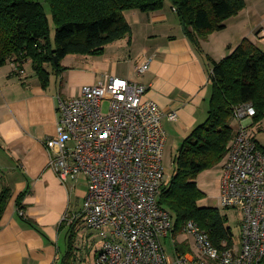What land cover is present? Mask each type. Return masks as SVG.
<instances>
[{
  "label": "crops",
  "instance_id": "crops-1",
  "mask_svg": "<svg viewBox=\"0 0 264 264\" xmlns=\"http://www.w3.org/2000/svg\"><path fill=\"white\" fill-rule=\"evenodd\" d=\"M165 5L150 12L126 11L131 29L128 36L108 43L100 55H81L70 63L67 60L76 56L67 55L62 61L65 69L60 74L52 73L46 87L40 84L30 61L18 74L10 62L0 67V172L11 171L0 180L1 188L11 190L0 215V264H95L102 247V239L90 233L81 219L72 222L75 226L70 242L73 224L63 221L69 209L68 212L77 213L80 205L74 203L73 197L83 201L86 181L80 178L77 183H62L48 166L45 141L55 133L59 120L58 97H77L83 85L106 83L108 77L114 76L144 84L146 97L153 99L162 111L177 112L176 121L163 118L167 139L169 125L176 124L184 136L206 121L211 65L186 37L175 9L171 5L167 9ZM243 10L226 19L224 28L200 40L203 54L219 61L243 38L251 39L264 50V11L259 22L251 21L245 26L247 18L242 16ZM233 24L234 35L229 30ZM120 58L129 62L140 60L134 64L135 70L145 59L151 61L145 73L135 75L132 69L117 70ZM246 123L257 143L264 147V119ZM230 125L235 133L238 123L234 118ZM208 170L196 179L198 188L205 193L204 200L198 202L201 206H208L207 199L212 194L202 176ZM214 195L220 201L219 188ZM240 219L239 213L238 235ZM162 244L168 250L167 257L171 260L180 257L181 264H217L200 253L194 237L188 233H172L162 239ZM239 247L234 243V249Z\"/></svg>",
  "mask_w": 264,
  "mask_h": 264
},
{
  "label": "built area",
  "instance_id": "built-area-1",
  "mask_svg": "<svg viewBox=\"0 0 264 264\" xmlns=\"http://www.w3.org/2000/svg\"><path fill=\"white\" fill-rule=\"evenodd\" d=\"M150 61L139 64L137 74ZM146 92L144 84L110 76L106 83L83 85L77 97L57 100L59 120L45 141L48 166L62 183L86 181L80 213L66 212L63 221L81 219L98 231L103 243L95 264L182 263L165 253L162 239L172 234L174 218L158 203L165 182L162 121H176L178 114L162 111ZM255 114L251 102L233 107L238 128L222 166L220 204L240 213V247L214 246L193 220L183 227L217 264L264 261V150L246 123Z\"/></svg>",
  "mask_w": 264,
  "mask_h": 264
},
{
  "label": "trees",
  "instance_id": "trees-1",
  "mask_svg": "<svg viewBox=\"0 0 264 264\" xmlns=\"http://www.w3.org/2000/svg\"><path fill=\"white\" fill-rule=\"evenodd\" d=\"M166 1L182 21L190 43L211 65V95L207 119L181 142L174 157V173L162 184L158 203L174 218L173 235L182 233L186 222L193 220L208 233L214 246L230 248L234 238L226 216L218 207L198 204L205 193L196 179L225 158L234 136L230 125L234 106L251 102L256 110L253 123L264 119V50L243 38L229 55L215 61L203 54L200 40L224 28L226 19L243 10L245 0H0V67L10 62L18 74L30 61L40 84L46 87L52 73L65 69L62 60L67 55H100L108 43L128 36L131 29L126 11H156ZM45 5L55 26L53 38ZM10 196L8 187L0 188V215ZM22 197L19 195L18 203Z\"/></svg>",
  "mask_w": 264,
  "mask_h": 264
},
{
  "label": "rangeland",
  "instance_id": "rangeland-1",
  "mask_svg": "<svg viewBox=\"0 0 264 264\" xmlns=\"http://www.w3.org/2000/svg\"><path fill=\"white\" fill-rule=\"evenodd\" d=\"M245 3H246V5H245L244 10H243V12L245 14H242V16H246V18H247V20L245 21V23H246L245 26H247L248 23L251 21L259 22V20L262 17V16L260 17V14L262 11H264V0H245ZM165 4H166L165 8L168 9L169 7H171L170 6L171 4L168 1H166ZM44 10H45L47 18L49 19L50 36H51V38H53L54 33H55V26H54V23L52 21L51 12L49 10L48 5L44 6ZM234 26H235V24H233L232 26L231 25L229 26V30L233 35L235 34V32H234L235 27ZM81 55L82 54H69L68 56H76V57H74L73 59L67 60V62L70 63V62L76 60L77 58H79L78 56H81ZM135 63H137V64L140 63V60H136L135 62H132V61L129 62L128 60H126L124 58H120V60L118 62L117 70L119 72H127L128 70L132 69L131 73L137 75V72L135 70V65H136ZM106 73H110V72H106ZM209 83L211 85V82H209ZM106 107H107V103H104L103 109L106 110ZM166 131H167L168 139L166 141L164 153H163V166H164V171H165V182L164 183H168V181L170 180L171 176L174 173V157L177 153V150H178L181 142L184 140L185 137H187L191 133V131H190L187 134H185L184 136H182L181 135L182 131L178 128V126L176 124H174V126H173V124L169 125L168 128L166 127ZM259 137L262 140L263 136L260 135ZM224 161H225V158L221 161V163H219L215 167L209 169L208 171L204 172L202 176L205 178L206 183L208 184V186H210V189L212 190V194L210 195L209 199H207L208 206L218 207L221 210V213L226 216V222L231 227V231L233 233L234 243L236 244V246H239L240 245V238L238 235V233H239V230H238L239 212L236 209L224 208L223 206H221L220 201L214 195L216 190L218 188L220 189V186H221L222 166L224 164ZM10 172L11 171L9 169L2 170L0 172V180L3 176L8 175ZM68 184H69V182H68ZM82 184H84V182ZM86 187H87V184H86ZM204 197L199 199L198 202H202V200H204ZM73 201L75 204L80 205L78 210H77V213H76V214H79L83 201H82V199H79L78 197H75V196L73 197ZM200 206H201V204H200ZM89 230H90L89 232L92 233L94 236H99L98 231L91 230V229H89ZM166 247H168V246H166ZM165 251L168 252L167 248Z\"/></svg>",
  "mask_w": 264,
  "mask_h": 264
},
{
  "label": "water",
  "instance_id": "water-1",
  "mask_svg": "<svg viewBox=\"0 0 264 264\" xmlns=\"http://www.w3.org/2000/svg\"><path fill=\"white\" fill-rule=\"evenodd\" d=\"M183 24V23H182Z\"/></svg>",
  "mask_w": 264,
  "mask_h": 264
}]
</instances>
